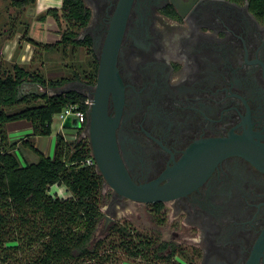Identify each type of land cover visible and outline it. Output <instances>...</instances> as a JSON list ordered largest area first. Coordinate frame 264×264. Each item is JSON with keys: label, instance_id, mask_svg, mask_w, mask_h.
<instances>
[{"label": "flooded vegetation", "instance_id": "obj_1", "mask_svg": "<svg viewBox=\"0 0 264 264\" xmlns=\"http://www.w3.org/2000/svg\"><path fill=\"white\" fill-rule=\"evenodd\" d=\"M81 2L90 16L78 39L90 40L95 80L68 87L93 97L107 53L101 152L117 154L134 185L169 196L137 203L103 180L109 200L100 233L121 226L125 243L139 248L110 264H264V16L247 0ZM171 21L193 28L185 45L191 73L176 87V66L154 59L159 29ZM88 107L80 139L89 145ZM135 205L145 210L142 229L126 217Z\"/></svg>", "mask_w": 264, "mask_h": 264}, {"label": "trees", "instance_id": "obj_2", "mask_svg": "<svg viewBox=\"0 0 264 264\" xmlns=\"http://www.w3.org/2000/svg\"><path fill=\"white\" fill-rule=\"evenodd\" d=\"M36 0H15L23 7ZM241 1V0H235ZM250 10L264 16V0H247ZM90 13L81 0H61V9L50 8L40 20L52 17L58 26L59 39L40 43L26 39L47 53L71 54L79 48H89L90 40H79L78 32L89 21ZM62 23L66 26L60 30ZM89 61L69 78H46L31 64H11L0 67V264H110L124 250L137 256L138 246L125 243L121 226L95 239L103 218L101 188L103 179L94 166H87L90 148L86 141H65L60 133L55 138L52 157L42 154L32 139L52 134V119L69 105L87 110V97L77 91L49 95L69 81L94 82L96 63L88 50ZM41 57V55H40ZM31 60V61H32ZM38 60H41L38 59ZM74 67L69 66V69ZM43 89V91L40 90ZM26 121L32 134L19 147H29L38 160L21 164L16 144L10 143L6 125ZM32 138V139H31ZM64 186L67 197L50 194L52 186Z\"/></svg>", "mask_w": 264, "mask_h": 264}, {"label": "rangeland", "instance_id": "obj_3", "mask_svg": "<svg viewBox=\"0 0 264 264\" xmlns=\"http://www.w3.org/2000/svg\"><path fill=\"white\" fill-rule=\"evenodd\" d=\"M15 0H0V67L2 68H9L11 64L17 63L20 65H30L32 70H37L41 74H43L46 78H56V77H66L69 78L73 75V72H77V69L75 67L82 65V67L89 61V57L91 56L88 54V50L85 48H79L75 50L74 53L71 54L70 50L67 49V52L65 55H62L59 52H52V53H45L43 49L39 48V53L37 55V59H34L30 62L21 64L17 57L22 51V48L19 46H24L25 42H27L26 39L31 38L36 42L40 43H47L45 40V35L49 32H51L54 29H50L48 32L47 28V21L48 24H52V17H46L45 20L41 21L40 17L45 14V11H47L48 8H60L61 0H36L34 4H28L23 7H16L13 5V2ZM43 7H46V9L42 10ZM54 21V20H53ZM56 28L57 24L54 21ZM54 25V27H55ZM50 27V26H49ZM66 26L64 23H62V26H60V30H64ZM59 38L58 32L56 33ZM55 34V35H56ZM52 34V32L50 33ZM13 38H16L13 40ZM13 41L15 45L17 46L14 55L12 58L7 59L2 51L7 43L9 41ZM49 40V39H47ZM41 55V57H40ZM41 60H38L40 59ZM77 65V66H76ZM69 66H72L74 68L69 69ZM86 66V65H85ZM74 69V71H72ZM71 81L68 82V84ZM41 91L43 89L40 88ZM62 123L61 120L58 118L57 115L53 116L52 119V134L50 136H44L46 138V141L48 142L50 139H52V148H51V156L54 154V147H55V138L58 133H66L67 141H70V138H73L74 132L71 128L62 130L61 128ZM72 132V133H71ZM70 134V136L68 135ZM24 134V133H23ZM62 136V134H61ZM48 149H43L42 152L46 153ZM20 153L22 155H30L29 157L33 159V161L30 162H36L35 156H37L34 152H32L29 149L22 148L20 150ZM47 152L46 154H48ZM27 157V156H26ZM38 158V157H37ZM30 159V160H31ZM21 164L22 160L20 159ZM50 194H55L59 197H67V192L64 186H57L54 185L49 190ZM101 211L107 215L106 213V205L109 200V194L107 187H104L103 190L101 189ZM135 213L133 214H127V218L130 219V223L135 226L136 228L142 229V225L145 223H148L147 221L143 220L142 218H138V213H143L145 210L143 207L135 205ZM118 217L116 220L121 223L124 220V216L121 215V211H118L117 213ZM105 220H101L99 223L96 233L94 235L95 239H99L103 235L100 233L103 229V226L105 224ZM148 227H144L146 229Z\"/></svg>", "mask_w": 264, "mask_h": 264}, {"label": "water", "instance_id": "obj_4", "mask_svg": "<svg viewBox=\"0 0 264 264\" xmlns=\"http://www.w3.org/2000/svg\"><path fill=\"white\" fill-rule=\"evenodd\" d=\"M110 72L111 70L108 66V55L106 52H104L99 62L96 84L93 86L95 89V94L91 98L88 97L91 103L88 107L86 123L90 138L89 148L92 158L95 162L96 171L103 178L105 182L104 185L107 184L115 192L137 203L153 204L158 201H162L165 198L168 199L169 196L154 192L151 185H134L131 180H129L122 172V165L121 163H118L117 154H112L111 157H107L105 153L101 152V146L99 147L98 145L97 136L98 133H100L99 119L105 116V86ZM69 84L57 89H50L48 90V94L58 95L65 94L69 91H74L68 87ZM62 125L64 128L80 127L78 121L71 118H67ZM110 160L113 163H109Z\"/></svg>", "mask_w": 264, "mask_h": 264}, {"label": "clouds", "instance_id": "obj_5", "mask_svg": "<svg viewBox=\"0 0 264 264\" xmlns=\"http://www.w3.org/2000/svg\"><path fill=\"white\" fill-rule=\"evenodd\" d=\"M159 32L160 51L154 53V59L166 65L176 66V72L170 75L169 86H179L188 79L191 73V64L185 48L186 43L192 39L191 22L171 21L167 28L161 27ZM136 59L139 61V57Z\"/></svg>", "mask_w": 264, "mask_h": 264}, {"label": "crops", "instance_id": "obj_6", "mask_svg": "<svg viewBox=\"0 0 264 264\" xmlns=\"http://www.w3.org/2000/svg\"><path fill=\"white\" fill-rule=\"evenodd\" d=\"M44 9H46V7L42 8V10H44ZM46 23H47L48 32L50 29H54L51 31L52 34L54 33V35H50L51 32L47 33L45 35V37H46L45 40L47 41V43H53L59 39L58 35L56 34L58 32V26L56 28V25H55L53 20H52V24H48L49 23L48 21ZM54 25H55V27H54ZM14 39H16V38H13V40ZM47 39H49V40H47ZM19 47L22 48V51L20 52V54L17 57L18 61L21 64H23L24 62L25 63L30 62L32 60V57H33L34 51H35L34 45H32L29 42H25L24 46L21 45ZM16 48H17V46L15 45V43L10 40L9 43H7L5 45L2 53L7 59L12 58ZM6 131H7V136H8L9 142L16 144L17 148L15 151L17 152L18 157L22 160V164H25V162L33 161V159H31L29 157L30 155L29 156L26 155L27 156L26 157V156L22 155V153H20V150L22 148H24L26 150V149H29V147H19L20 146L19 143L22 140L28 139V137L32 134V127H31L30 123H28L26 121L11 122V123H8L6 125ZM32 143L38 149L39 152H41L42 154L47 155L49 157H52L50 154L51 148L53 147L52 144H54V143H52V139H50L47 142L46 138H44V136H40V137H35L34 139H32ZM43 149H48L47 152H49V153L46 154L47 152L46 153L42 152ZM54 149H55V147H54ZM37 159H38L37 156H35V160H37Z\"/></svg>", "mask_w": 264, "mask_h": 264}, {"label": "built area", "instance_id": "obj_7", "mask_svg": "<svg viewBox=\"0 0 264 264\" xmlns=\"http://www.w3.org/2000/svg\"><path fill=\"white\" fill-rule=\"evenodd\" d=\"M84 104L88 107L90 104V100L86 99ZM57 116L61 120L62 124L64 123V121L67 118L76 119L78 121L80 127L79 128H71L74 132V135H73V138L72 137L70 138V141L80 139L81 130L83 129V125L85 123L86 111L79 109V107L77 105H69V106L65 107L60 113H58ZM61 128H62V130L69 129V128H64L63 125L61 126ZM61 134H62L63 139L65 141H67L66 133H64V131H62ZM68 135L70 136L69 133H68ZM85 163L87 166H94L96 169L95 162L92 158L91 152L89 154V157L86 159Z\"/></svg>", "mask_w": 264, "mask_h": 264}]
</instances>
